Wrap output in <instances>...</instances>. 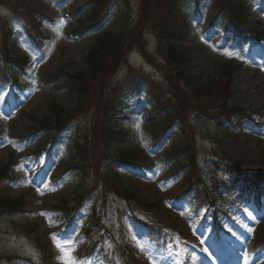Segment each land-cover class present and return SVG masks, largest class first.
I'll use <instances>...</instances> for the list:
<instances>
[{
    "label": "rangeland",
    "instance_id": "1",
    "mask_svg": "<svg viewBox=\"0 0 264 264\" xmlns=\"http://www.w3.org/2000/svg\"><path fill=\"white\" fill-rule=\"evenodd\" d=\"M96 1L16 2L35 14L40 47L11 20L15 11L0 2V53L2 32L12 22V55L27 61L18 68L19 85L0 86V193L21 203L0 214V264H264V198L259 209L252 201L243 202L242 213L228 209L231 216L196 207L189 194L191 201L176 198L196 182L235 183L240 171L264 174V39L255 36L264 31V0H252L238 35L222 26L215 0L201 1L199 13L188 0L174 8L178 25L180 15L191 25L184 44L187 73L195 76V86L211 84L216 94L177 77L156 52L152 21L160 13L170 16L171 2H100L91 21L111 5L101 27L118 30L117 12L127 9L142 40L133 38L100 80L85 82L92 99L75 111L76 93L60 87L65 77L86 69L93 34L78 35V20L86 19ZM229 64L232 95L224 102V83L218 81ZM138 76L160 84L179 102L188 122L187 142L181 127L158 130L145 93L130 98V107L120 102L111 114L119 91ZM232 108L250 110L251 122L235 128L238 123L225 117ZM69 112L67 128L50 142L55 121ZM111 120L117 137L104 127ZM44 121L51 126L43 130ZM82 137L88 140L80 142ZM74 138L79 144L73 153ZM46 144L52 145L51 154L35 155ZM174 145L179 148L172 150ZM165 150L172 151L164 155ZM125 158L132 163L125 165ZM75 164L83 167L72 169ZM78 201L83 203L74 211ZM149 226L162 230L160 239L148 235Z\"/></svg>",
    "mask_w": 264,
    "mask_h": 264
},
{
    "label": "trees",
    "instance_id": "2",
    "mask_svg": "<svg viewBox=\"0 0 264 264\" xmlns=\"http://www.w3.org/2000/svg\"><path fill=\"white\" fill-rule=\"evenodd\" d=\"M18 1L19 0H0V2L4 5L11 7L15 11V15L20 17V19L24 21L26 25L27 35H29L34 41H36L39 34V24L37 22L35 14L33 13L32 16L29 15L28 12L24 11L22 2L16 3ZM104 1L105 0L96 1L97 5H94V7H92V9H90L86 13V19L80 18L78 20V33H87L94 30L93 41L89 46L88 53L86 54V69L78 73L71 74L69 75V77H65V81L60 87L73 90L76 93L75 111L83 109L86 102L92 99L93 89L90 90V88L86 87L87 84L91 81H95L96 79L100 80L101 77H103V75L107 72L109 62L119 58L123 50L129 45V43L133 41V38L136 39L139 44L142 40L141 38L137 39V24H135L134 27H131L130 25L131 11L128 12L127 9L121 10L120 13L117 12L116 18H120L121 23L118 30L105 29L104 27H100V25L97 24L96 20L91 21L92 16L99 10L102 2ZM180 1L181 0H168V2L172 3V6L174 5L172 10L173 13L171 12L170 16L166 13L163 15L160 13L152 21V28L157 39L156 52H158L160 58L163 61L167 62L168 65L171 66V68L173 69L172 71L177 74V77H180L182 80L187 81L188 84L192 87L194 86V88L198 87V91H203L207 94H216V92L209 90L213 86L211 84L195 86L197 84L195 81V76L187 73V64L190 61V57L186 47L184 46V42L188 40L190 25L184 16H180L182 18L181 26H179L175 21L178 19V15L176 14L174 8L177 7ZM191 1L193 0H188V2ZM194 1L198 3L200 0ZM100 2L101 4H99ZM214 2L222 10L223 17L226 19L228 27L233 29V31H238L237 28L245 23L246 16L249 14V0H215ZM109 3L111 4L112 0ZM111 5L107 7L106 11L104 10L103 12L99 13L100 15L102 13L101 19L106 18V15L110 13ZM74 12L77 13V11ZM173 14L177 17V19H175V16L173 17ZM11 28L8 25L5 31L2 32L3 44L1 45L0 53V82L16 83L18 81V76L15 73L17 71L16 66H22L26 62V60L24 58L20 61L12 56V51L9 47V41L13 36V28L12 30ZM263 37L264 31L256 33V38L262 39ZM109 58L111 59L110 61H108ZM115 62L116 61H114V63ZM225 67L228 68L226 71L227 74L224 75L225 77L221 76V80L218 81L219 84L224 83L222 84L223 91L220 92L221 95L224 94V102H226L228 97L232 95L226 82L231 81L233 65L229 64V66L225 65ZM53 78L55 81L57 79V76ZM141 87H145L147 89V101L152 108L151 110L156 114H160V118L157 120V123L159 120H161L163 127H167L171 122L177 120L176 122H178L179 125L182 126L184 138H186L188 134V122L186 120V115L181 109L179 102L175 100L171 95L172 93L164 90L163 88H161L160 84L155 83L154 81H151L144 76H138L132 81L131 84H129V88L133 89V91H135L136 93L141 89ZM221 109L227 110V107L220 105L219 110ZM73 112H69L67 114L64 113L55 121L56 131L51 135V138L60 133ZM202 112L197 113L200 115H204ZM251 115L252 113H249L246 110L240 108H232L231 112L228 111L225 117L241 124L245 120V118L248 119ZM44 122L45 123H43V125L47 124V121ZM109 124L110 121L105 122L104 127L107 128L114 137L115 133L108 127ZM49 127L50 126L47 124L42 126L41 128L48 129ZM113 137L111 138L113 139ZM87 140L88 137H82L79 141L83 142ZM79 141L76 138L72 142V145L74 144V147H72L73 153L76 151V146L79 144ZM81 167H83V165L75 164L73 169L79 170V168ZM198 178L202 180V177L199 176V174L197 175L196 180ZM263 180L264 174L262 173L246 174L245 176H243L236 192L240 193L241 196H244V194L247 195L249 191L253 192V190L257 192H263ZM196 184L197 185H194L193 188L195 189L197 196H199L201 205L208 202H214L218 199L226 201L228 195L222 196L221 188L228 187L229 191L231 192L236 187L232 185L227 186L226 182H224L222 179L216 178H214L211 182H201V184H198V182H196ZM20 206L21 203L19 199H12L0 193V214L16 211L20 208Z\"/></svg>",
    "mask_w": 264,
    "mask_h": 264
},
{
    "label": "snow or ice",
    "instance_id": "3",
    "mask_svg": "<svg viewBox=\"0 0 264 264\" xmlns=\"http://www.w3.org/2000/svg\"><path fill=\"white\" fill-rule=\"evenodd\" d=\"M137 127H139V125H137Z\"/></svg>",
    "mask_w": 264,
    "mask_h": 264
}]
</instances>
